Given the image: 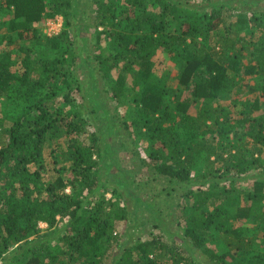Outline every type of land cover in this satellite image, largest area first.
Masks as SVG:
<instances>
[{
  "label": "trees",
  "instance_id": "trees-1",
  "mask_svg": "<svg viewBox=\"0 0 264 264\" xmlns=\"http://www.w3.org/2000/svg\"><path fill=\"white\" fill-rule=\"evenodd\" d=\"M243 1L89 0L87 46L79 0H0V44L11 46L0 48V261L264 264V10ZM57 17V35L37 28ZM93 82L135 106L117 117L121 144L162 181L172 218L127 185L101 189L106 147L85 131L99 109ZM230 133L217 149L211 140ZM59 137L66 162L45 184L42 152ZM141 203L160 230L132 237Z\"/></svg>",
  "mask_w": 264,
  "mask_h": 264
},
{
  "label": "rangeland",
  "instance_id": "rangeland-1",
  "mask_svg": "<svg viewBox=\"0 0 264 264\" xmlns=\"http://www.w3.org/2000/svg\"><path fill=\"white\" fill-rule=\"evenodd\" d=\"M104 1V0H102ZM249 0H244L243 3L240 2L238 5H246L248 7H252V11H257L259 13L264 10V0H259L258 3L248 2ZM91 2V1H90ZM89 0H79V7L81 11L80 20L77 23L76 29L79 30L84 37L83 42L85 45L93 44L95 41L94 36V25L88 20V16H93L95 14L96 6L94 4L90 5ZM196 3H202V0H194ZM245 3V4H244ZM87 11V12H86ZM231 15V19L238 18V14H234V12H229ZM248 17L250 13H245ZM244 14V15H245ZM245 15V17H246ZM63 21L60 17L55 19L46 20L42 25H39L37 28L42 31V33L47 36L57 35L62 31ZM101 30V28L99 29ZM243 32V31H242ZM22 43V42H21ZM26 42H23V44ZM11 46L7 45L5 42L0 44V48L2 51L6 52ZM1 51V50H0ZM12 58L19 59V54L16 55L12 53ZM115 75V74H114ZM169 85H175V81H168ZM86 85V86H85ZM84 85V89L87 87V84ZM101 87L96 83H92V86H89L88 92H90V96L93 97L99 107V109L92 115V119L85 128L86 133L96 132L98 136H102L101 138L104 140L105 151L99 161L100 169L103 173L102 176V186L103 189L106 184L111 185L113 187L118 188L121 192L125 190V185L128 186V190L131 193H134L136 197H141L143 201H150L155 199V207L163 210V215L171 217L172 205H170L171 200H167V197L162 195V181L158 180L156 176H153V173L146 172L145 170L140 171L136 166L135 157L131 156L129 153V148L123 146L121 143L123 140V134L120 132V129L117 124L118 119H122L124 115L130 110V116L135 117L136 108L130 102H128V98L123 99V102L117 101V103H113L103 92L100 91ZM85 92V90H83ZM6 112V107L4 102L0 103V116H4ZM119 123V122H118ZM115 124V125H114ZM212 139V137H210ZM87 141V139H86ZM214 142L217 149L222 150L224 147H227L231 142H234L232 133L229 136H221L217 135L215 139L211 140ZM67 141L66 137H59L51 141V143L47 142L42 152V164L43 170L40 174V179L42 182L49 183L56 179V177L60 176L58 169L63 165L65 160V155L67 153ZM142 153V157H143ZM260 162L264 165V154L259 156ZM115 167V169L113 168ZM37 169L36 166H31L30 170ZM127 177V180L123 178V176ZM109 189V188H108ZM67 194L70 193V188L67 187L65 189ZM106 198H111V193L105 192ZM126 200L133 201V197L127 196ZM169 207L167 208V206ZM152 209H148L144 204L137 208L136 205L132 204L131 211L136 212L138 214L137 220L135 221L137 227L133 230H129L128 233L132 235V237L144 236L149 234L157 233L160 228V225H156L157 222L154 221V217L151 214ZM172 218V217H171ZM166 225L169 229L176 230L174 224L172 222H167ZM132 221L131 223H133ZM40 232H44L47 229L45 223H39ZM123 228L121 224L118 225V229ZM125 240V238H124ZM162 263L166 264V258L162 259ZM0 264H14L9 261H0Z\"/></svg>",
  "mask_w": 264,
  "mask_h": 264
}]
</instances>
